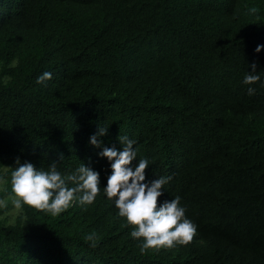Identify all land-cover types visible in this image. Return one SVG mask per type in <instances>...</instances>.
Listing matches in <instances>:
<instances>
[{
    "label": "trees",
    "instance_id": "trees-1",
    "mask_svg": "<svg viewBox=\"0 0 264 264\" xmlns=\"http://www.w3.org/2000/svg\"><path fill=\"white\" fill-rule=\"evenodd\" d=\"M258 44L264 0H0V196L17 157L83 161L105 184L89 143L101 126L106 146L137 141L146 178L172 176L158 201L181 196L198 226L187 245L142 252L103 192L56 216L11 215L9 198L0 264H264V87L242 82L252 63L264 80Z\"/></svg>",
    "mask_w": 264,
    "mask_h": 264
},
{
    "label": "clouds",
    "instance_id": "clouds-1",
    "mask_svg": "<svg viewBox=\"0 0 264 264\" xmlns=\"http://www.w3.org/2000/svg\"><path fill=\"white\" fill-rule=\"evenodd\" d=\"M261 50H264V44L256 46V52ZM251 68L252 71H247L242 80L248 85L249 96L257 92L252 85L259 82L264 87L256 64L252 63ZM52 75L50 71H43L36 77V83L46 86ZM106 132L107 128L98 126V131L89 137V143L100 149L97 155L109 162L110 172L105 184H101L100 172L83 161L74 169L62 172L56 161L45 169L29 160L21 162L17 157L10 173L11 193L0 196V209L8 208L10 198L13 210L22 211L24 206H30L56 216L75 204H93L103 192L118 210L117 215L124 218L126 225L132 226L129 235L139 242L142 252L169 249L192 242L198 226L186 215L181 196L158 201L164 196L165 185L172 180V176L146 178L149 159H137V141L127 134L118 135L120 148L115 145L109 147L98 139ZM59 159H63V154H60ZM94 236V233L89 234L87 239L92 241Z\"/></svg>",
    "mask_w": 264,
    "mask_h": 264
},
{
    "label": "rangeland",
    "instance_id": "rangeland-1",
    "mask_svg": "<svg viewBox=\"0 0 264 264\" xmlns=\"http://www.w3.org/2000/svg\"><path fill=\"white\" fill-rule=\"evenodd\" d=\"M0 68H1V64H0ZM3 188V184H0V190ZM19 210H13V208H11L10 209V211H9V214H11V215H14V214H16L17 212H18ZM6 213V212H5ZM4 213V214H5Z\"/></svg>",
    "mask_w": 264,
    "mask_h": 264
}]
</instances>
